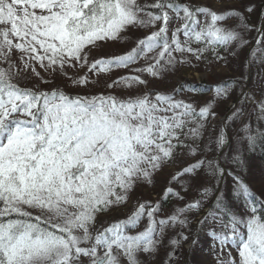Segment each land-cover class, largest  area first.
<instances>
[{"label": "snow or ice", "instance_id": "1", "mask_svg": "<svg viewBox=\"0 0 264 264\" xmlns=\"http://www.w3.org/2000/svg\"><path fill=\"white\" fill-rule=\"evenodd\" d=\"M253 11L251 4L243 12L224 13L180 0H0V264H151L167 231L177 227L179 239H168L173 251L167 264H174L181 241L194 247L200 233L211 238L215 264H264V201L232 167L244 166L243 153L238 147L222 163L218 159L231 141L232 125L239 124L244 135H237V144L247 141L249 152L264 140V75L258 73L257 91L244 87L242 79L214 85V100L199 107L172 94H131L139 86L147 89L143 76L163 78L188 56L200 61L211 51L213 62L226 66L217 46L227 50L236 42L242 48L247 41L219 22L234 17L238 27L251 30L244 13ZM177 21L182 27L171 30ZM134 29L152 31L140 38L132 36ZM109 42L135 46L92 58ZM15 53L19 63L12 60ZM150 53H156L152 63L132 69L138 75L105 85L129 90L123 97L39 88L50 81L35 65L83 88L89 78L68 76V69L110 73L129 69ZM252 60L264 65V49L258 56L250 52L249 66ZM29 71L39 84L21 87L18 78ZM235 87L240 90L229 115L216 126L215 102L230 100ZM179 160L187 163L171 181L183 192H195L193 200L159 219L161 205L145 202L126 219L107 227L100 222V216L125 206L139 184L152 183ZM173 197L185 202L167 187L164 200ZM189 214H199V231L191 239L183 231H194ZM145 217V229L129 234Z\"/></svg>", "mask_w": 264, "mask_h": 264}, {"label": "rangeland", "instance_id": "2", "mask_svg": "<svg viewBox=\"0 0 264 264\" xmlns=\"http://www.w3.org/2000/svg\"><path fill=\"white\" fill-rule=\"evenodd\" d=\"M184 3L193 4L196 6H208L212 10L217 12H228L229 10H235L238 12H243L245 6L253 5L255 11L251 14L244 13L246 17V23L251 30H245L240 25V21L237 18H228L224 22H219V26L226 29H235L238 31L243 39L247 41L246 45L242 48L237 47V43H232L227 50L223 49V52L219 54L221 57L227 58V64L225 66L223 61L213 62V53L208 51L205 53L204 59L197 61L194 57L188 56L187 63L178 65L176 70L170 72L163 78H152L149 76H143V79L148 81L147 89L143 86H139L138 89H135L131 94L144 93L145 91H155L161 92L164 94H172L176 99H185V100H194L197 106H204L207 102L214 100V91L213 86L217 85L224 81L230 80H241L244 87L249 90L257 91V76L258 73L264 75V65H260L255 60L251 61V66L246 62V57L249 56L250 49L256 41V48L252 49L251 52H255L258 56L261 49H264V22L262 24V19L264 13V0H180ZM147 3L151 4L154 0H146ZM182 24L180 22H174L170 25L171 30L176 28H181ZM148 31L144 30H132V36L134 37H144L149 34ZM260 33V34H259ZM259 34V36H258ZM171 35V31L169 33ZM258 37V38H257ZM129 40L132 39L130 36ZM179 39L183 41L185 37L182 33L179 35ZM135 46L134 42H109L104 46L102 50H95L92 53V58H100L101 56H110L113 54H122L126 51H129L132 47ZM193 48L197 47L196 43L191 45ZM220 53V51H219ZM235 53V55H232ZM19 53H15L12 57V60L16 63H19ZM156 53H150L148 57L143 58L138 61L137 64H134L129 69H118L113 70L110 73H92L87 67H77L75 69H68V76L82 77L87 76L91 81L87 87H73L71 81L62 75H55L54 77L49 73L45 72L39 65H35L36 71L40 73V76L49 80L48 84H39V80L35 77L30 71L27 75L23 73L18 78V83L21 87H32L33 85L39 84L40 90H51L56 86H59L65 93L69 95H96L103 93L107 95L110 91L117 96H126L129 94V90L121 89L117 87L115 89H106L105 85L110 84L117 77L125 75H138L134 73L132 69L139 67H146L148 64L152 63V57ZM176 55L177 59H181L178 53ZM91 62V59H90ZM248 70L250 77L248 76ZM239 87H235L231 93V99L228 101H219L215 102L214 111L216 116L213 120V123L216 126H219L225 117L229 115L230 109L232 107L233 101L236 99V94L239 92ZM258 98V97H257ZM251 124L253 129L256 128L257 120L256 116L251 117ZM239 124L232 125L228 128V135L231 138V141L235 140L230 147L227 148L223 156H220L222 163L225 156H230L234 154L239 147L243 153V159L249 156L248 151L244 147V141L239 145L237 144V135L243 137L244 133L238 132ZM219 157V156H218ZM250 157V156H249ZM211 158V157H209ZM245 160V159H244ZM195 162V161H192ZM248 164L245 166V163ZM187 163L185 160H179L176 164L169 166L164 169L163 172L157 173L152 183H142L139 184L134 191L130 194V199L128 203L120 207L119 209L112 210L105 215L99 217L100 222L104 224L105 227L108 224L126 219L133 211H135L140 203L150 202L151 204L154 201H158L161 205L163 211L157 216V219L166 217L169 215L174 207L178 204L183 206V203L193 200L195 192L188 191L183 192L180 184L173 183L171 177L174 173L179 172L180 168ZM236 172L241 176V178L250 186V189L256 194L258 201H264V160L258 159H247L244 161L243 167H236ZM230 179V178H228ZM227 183V181H225ZM167 187H172L174 191L180 192L185 196V202H178L174 197L164 200V192ZM259 209V203L256 204ZM207 207V205H206ZM264 211V210H261ZM192 218L193 223L190 225L191 229L194 231H189V229H184L185 235L189 236V239L193 235H196L199 231L195 220L199 214H189ZM147 226V218L145 217L139 226L135 230H129V234L135 235L139 231H143ZM181 231L179 227L175 230L169 229L166 233L165 245L160 248L158 255L155 258L151 259V264H167L168 253L172 252L173 249L168 245V239L172 237H178V233ZM211 244V238L204 236L202 233L199 235V243L194 247H189L188 243L181 241L180 247L176 250L175 256L173 258L174 264H186V259H188L187 264H215L214 260L209 255V245ZM236 255L235 251L232 253ZM189 255V258L187 256ZM141 259L144 260L143 254H141Z\"/></svg>", "mask_w": 264, "mask_h": 264}, {"label": "trees", "instance_id": "3", "mask_svg": "<svg viewBox=\"0 0 264 264\" xmlns=\"http://www.w3.org/2000/svg\"><path fill=\"white\" fill-rule=\"evenodd\" d=\"M181 2V1H180ZM182 3H184L183 1H182ZM260 129H261V131H264V124H261L260 125ZM233 142H235V140H233L232 141V143ZM244 143V147L246 148V150L248 151V147H247V141H244L243 142ZM232 145V144H231ZM248 153H249V156H247V157H245L244 159V161H247V159H250V158H253V159H258V160H264V140H260V141H258L257 142V145H256V147H255V149L253 150V151H251V152H249L248 151ZM248 164V162L247 163H245V166ZM235 166V165H234ZM237 167V166H236Z\"/></svg>", "mask_w": 264, "mask_h": 264}]
</instances>
